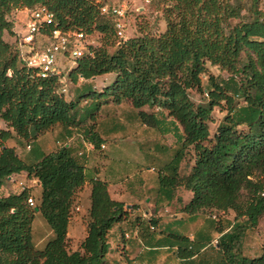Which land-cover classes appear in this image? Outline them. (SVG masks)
Instances as JSON below:
<instances>
[{
	"label": "trees",
	"instance_id": "trees-1",
	"mask_svg": "<svg viewBox=\"0 0 264 264\" xmlns=\"http://www.w3.org/2000/svg\"><path fill=\"white\" fill-rule=\"evenodd\" d=\"M104 0H0V190L15 174L27 173L42 186L39 203L27 190L0 193V264H107L109 234L129 212L112 199L109 183L89 179L86 155L66 145L28 163L7 142L30 144L56 126L80 131L101 149L98 114L83 120L82 105L94 102L101 112L129 101L142 125L178 143L171 161L158 174L159 194L172 196L183 188L193 193L182 209L189 216L235 213V224L217 243L222 264H264V252L245 257L239 245L264 216V11L260 0H161L164 32L146 28L133 38L119 39L113 21L102 15ZM46 7L53 28L102 35L70 72L75 85L84 83L72 99L60 91L56 77L43 79L24 65L16 26L21 13ZM12 38L8 41L6 36ZM111 49H114L111 52ZM209 66L226 77L208 75ZM113 75L103 91L94 80ZM208 75L207 83L204 77ZM191 92L204 97L196 103ZM91 100V101H90ZM150 109V113L145 109ZM216 109L225 112L215 135L210 123ZM193 147L197 161L188 174L181 165ZM154 171L156 168H154ZM91 185L87 236L79 250L69 248L68 229L77 196ZM171 194V195H170ZM33 198L35 207L28 199ZM36 207L53 237L43 249L34 242ZM150 229L157 231L152 219ZM125 234V233H124ZM123 237L125 239V236ZM183 258L195 251L186 237L175 236Z\"/></svg>",
	"mask_w": 264,
	"mask_h": 264
},
{
	"label": "crops",
	"instance_id": "crops-1",
	"mask_svg": "<svg viewBox=\"0 0 264 264\" xmlns=\"http://www.w3.org/2000/svg\"><path fill=\"white\" fill-rule=\"evenodd\" d=\"M21 15L26 14L21 13L19 17ZM105 76L112 81L113 75ZM102 77L96 78L94 82ZM124 104H127L131 113L134 114L135 109L129 101L115 107L120 108ZM99 116L96 132L101 138V144L106 145L104 142L109 135L108 132H114L116 129L111 128L109 131L102 132ZM137 123L139 130L141 128L144 131L154 130L142 125L140 120ZM0 126L7 129L4 122H1ZM127 128L132 129V126ZM62 145L71 147L77 154L84 153L89 179L99 177L107 181L112 199L123 203L129 212L128 219L116 225L109 234L110 252L106 258L107 264H141L144 262L147 264H222L223 253L216 243L224 234L232 230L235 224V213L230 211L226 214H199L191 217L182 209L192 199V192L180 188L170 197L160 195L158 178L156 179L151 172L154 170L153 166L147 167L145 170L143 167L147 165V156L149 155L157 161L163 159L160 153L167 149L163 148L161 143L155 142L149 145L147 149H144L147 144L143 145L141 141L138 143L131 142L130 145L128 143L127 147L124 145L117 146L114 155L128 156L129 153V157L134 160L121 166L118 165L114 170L107 171L101 168L105 165L101 157H108L105 155L108 149L105 151L102 149L90 150L88 142L77 130H66L61 126H56L30 144L19 138L7 142V146L16 148L18 154L30 164L37 163L44 154L52 153ZM176 148L169 145L170 157L165 160L164 164L173 159ZM1 149L0 146V152ZM158 151L159 153H156ZM106 163L111 165V161ZM23 190H27L31 197L39 203L42 186L37 179H30L25 172L10 177L0 193L8 196L20 194ZM90 207L91 185L87 182L82 192L77 196L69 224L68 241L72 251L79 250L81 243L87 236ZM170 211H173V214L168 217L166 214ZM152 219L158 223L157 231H152L149 228V221ZM41 227L46 229L43 234L40 233ZM126 232L131 235V239H124L123 234ZM33 235L34 242L39 249H43L53 237L50 227L42 221L40 211H36ZM175 236L186 237L190 240L193 250H197L193 257L183 258L185 252H179V244L175 241ZM239 250L243 256L249 258L262 255L264 252V216L260 219L256 229H249L245 233Z\"/></svg>",
	"mask_w": 264,
	"mask_h": 264
},
{
	"label": "rangeland",
	"instance_id": "rangeland-1",
	"mask_svg": "<svg viewBox=\"0 0 264 264\" xmlns=\"http://www.w3.org/2000/svg\"><path fill=\"white\" fill-rule=\"evenodd\" d=\"M161 0H104V3H112L117 5H125L126 12H127V18H126V29H125V36L126 38H133L135 36L140 35V31L143 28H146V30L158 34L161 32H164L166 29V23L164 21L163 17V8L164 4L160 2ZM260 6L261 9L264 11V0H260ZM27 18V15H21L18 19V24L16 26L17 33H21L24 29V23ZM111 19V18H110ZM112 21V20H111ZM6 39L8 41H12V38L8 35L6 36ZM94 43V45H101L102 41V35L100 33H95L92 36L91 39ZM114 49H111V52ZM208 75H215L220 77H226L225 73H222L217 67L209 66L208 68ZM208 75L204 77V83H207ZM111 82V79L104 76L101 79L95 81L92 83V85L95 87L96 91H103L107 85ZM80 86H74L71 90V97L67 99L74 98V94L76 95V90L84 85V83L80 82ZM191 98L196 103H201L204 101V97L199 95L196 92H191ZM91 101V100H90ZM80 116L83 120H86L88 117H91L92 115H96L99 113L100 121H101V127L102 132L109 131L111 128H115L114 132L111 131L108 132L109 135L106 137V142H104L105 148H101L102 150L108 149V152L105 153L106 156H102V162L105 163V165L101 166L103 170H114L118 167V165L127 164V162H132L134 159L129 157L127 155H114V151L117 150V146L124 145L125 147L128 146V143L130 145L131 142L138 143V141H141V144L147 146H144V149H147L149 145H152L155 142L161 143L163 148H166L167 150L161 151L160 155L163 156V159H159L158 161L153 158L152 156H147L148 163L143 167V170H145L147 167L154 166L156 170L151 171L152 175L155 176V178H158V174L162 168V165L164 164L165 160L170 157V151H168L169 145H173L178 148V143L176 142V139L172 134L168 135H161L158 131L154 130H139L137 127L139 122V116L137 110H134V114L131 113V109L127 104H124L120 108H116L115 106L109 105L106 108H103V111L100 112L98 110V104L94 103L93 101L89 104L82 105ZM146 111L149 113L151 112L150 109L146 108ZM213 120L210 123V131L211 136L213 137L217 131V127L219 123L223 120L225 117V112L221 111V109H216L212 114ZM132 126V129H128ZM136 128H135V127ZM134 127V128H133ZM97 137L98 134H97ZM93 144L88 143V148L90 150L92 149ZM94 147V146H93ZM108 147V148H107ZM156 153H159L156 152ZM111 161V165H107L106 162ZM157 161V162H156ZM197 161V154L193 147H190L186 150V156L185 159L182 162L181 165V172L182 174H188L193 166L195 165ZM131 166V165H129ZM128 166V167H129ZM130 168V167H129ZM163 210V209H160ZM173 214V211H170L166 215L170 217V215ZM231 215V214H229ZM42 221H44L45 225H48L43 216L41 215ZM150 228V227H149ZM46 231L44 227H41V234H43ZM197 251V250H196ZM195 251V252H196Z\"/></svg>",
	"mask_w": 264,
	"mask_h": 264
},
{
	"label": "built area",
	"instance_id": "built-area-1",
	"mask_svg": "<svg viewBox=\"0 0 264 264\" xmlns=\"http://www.w3.org/2000/svg\"><path fill=\"white\" fill-rule=\"evenodd\" d=\"M101 13L111 18L117 37L124 39L127 18L125 5L103 3ZM26 15L24 29L18 35L22 62L43 79L58 78L61 93L67 98L71 97L75 84L70 78V72L75 67L76 60L83 57L89 47L94 45L93 41L83 31L78 30L63 31L53 28L49 32H43L50 28L54 20V14L46 7H40ZM101 148L104 149L105 146L102 145ZM28 203L31 207L36 206L33 198H29ZM151 229L156 230L154 227ZM124 236L127 240L131 239L128 232Z\"/></svg>",
	"mask_w": 264,
	"mask_h": 264
},
{
	"label": "water",
	"instance_id": "water-1",
	"mask_svg": "<svg viewBox=\"0 0 264 264\" xmlns=\"http://www.w3.org/2000/svg\"><path fill=\"white\" fill-rule=\"evenodd\" d=\"M36 211H37V212L40 211L39 208L36 207Z\"/></svg>",
	"mask_w": 264,
	"mask_h": 264
}]
</instances>
